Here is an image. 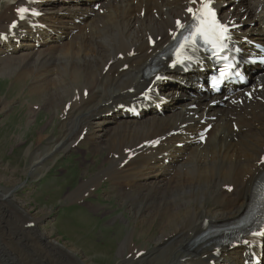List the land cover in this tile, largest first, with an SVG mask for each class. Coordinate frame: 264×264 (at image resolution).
Returning a JSON list of instances; mask_svg holds the SVG:
<instances>
[{"label": "bare ground", "instance_id": "bare-ground-1", "mask_svg": "<svg viewBox=\"0 0 264 264\" xmlns=\"http://www.w3.org/2000/svg\"><path fill=\"white\" fill-rule=\"evenodd\" d=\"M46 2L51 11L20 20L18 8L41 9ZM97 2L101 7L95 10ZM189 2L0 0V75L28 87L35 97L30 113L43 101L53 110L51 121L56 114L63 118L61 135L55 144L44 147L34 169L41 172L44 158L57 159L60 152L84 140L94 153L106 151L109 165L84 179L69 192V199L81 200L106 179L123 203L136 205L133 219L137 223L162 220L153 245L136 244V232L130 231L120 249V253L129 252L125 264H243L245 246L208 244L214 238L197 242L196 237L211 225L242 215L260 183L264 75L253 78L249 100L240 103L236 98L217 106H211L213 100L207 94L196 99L191 94L196 93L193 76L168 64H163L162 72L173 76L170 87L161 80L146 79L147 66L181 29L178 19L181 25L189 19ZM260 4L263 9L258 11ZM216 6L224 19L242 24L238 32L264 41V0H216ZM15 20L20 28L6 41L2 34H12ZM35 23L41 24L31 26ZM18 38L20 43L15 41ZM36 39L42 42L40 47L35 46ZM180 80H186V85ZM151 84L159 92L156 101L161 95L169 99L164 113L152 109L140 119L124 118L120 104L141 101L140 95ZM205 116L216 119L209 121L213 127L206 142L199 143ZM43 137L48 135L41 133ZM1 187L0 264H80L72 248L38 226L40 217L16 201L14 190L5 193Z\"/></svg>", "mask_w": 264, "mask_h": 264}, {"label": "rangeland", "instance_id": "rangeland-1", "mask_svg": "<svg viewBox=\"0 0 264 264\" xmlns=\"http://www.w3.org/2000/svg\"><path fill=\"white\" fill-rule=\"evenodd\" d=\"M48 6V2L42 6L44 11H51ZM70 6L73 7V2ZM13 80L10 76L0 75L2 192L14 190L16 201L30 214L40 217L38 226L51 238L59 239L72 248L80 258L76 259L80 264L84 263L83 260L88 264H125L124 258L129 256V252L120 253V249L132 231L136 232V244H155L160 235L161 218L157 217L152 223H137L133 219L136 205L132 206L127 200L123 203L112 191L108 180L103 179L98 187L82 197L83 200L69 199V192L84 179L109 165L105 161L106 151L94 153L90 144L78 140L81 142L79 147L76 145L77 149L72 146V149L60 152L54 160L44 158L42 171L34 169L37 156L44 154L45 146L55 144L61 135L63 118L56 114L51 121L53 110L50 112L43 101L39 102L40 105L35 104V111L30 113L28 107L35 97L30 95L24 83ZM3 102L7 103V108ZM41 133L48 137L40 138Z\"/></svg>", "mask_w": 264, "mask_h": 264}, {"label": "snow or ice", "instance_id": "snow-or-ice-1", "mask_svg": "<svg viewBox=\"0 0 264 264\" xmlns=\"http://www.w3.org/2000/svg\"><path fill=\"white\" fill-rule=\"evenodd\" d=\"M193 4L199 3V8L189 7L187 11L192 15L195 23L192 26V30L184 37L179 48L177 49V61L172 66L178 63H184V60L191 59V57L183 55L187 50H195L198 40H202L205 44L210 45L215 50V54L219 55L225 49L224 41L228 39L229 27L225 24H221L217 17L215 10L211 7L212 0H192ZM29 9L26 7H20L17 9V14L20 19H23L25 14L29 13ZM37 15L38 13H32ZM15 22L10 27H15ZM178 27H183L179 21H177ZM225 59H227L225 57ZM231 68L232 65H228ZM226 75V71L221 72V76ZM160 79V77H157ZM253 235L264 236V232L253 233Z\"/></svg>", "mask_w": 264, "mask_h": 264}]
</instances>
